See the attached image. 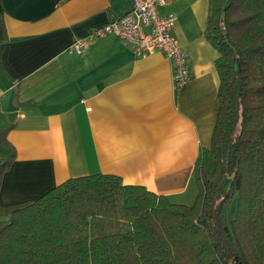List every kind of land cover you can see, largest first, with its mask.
Masks as SVG:
<instances>
[{
  "label": "crops",
  "instance_id": "1",
  "mask_svg": "<svg viewBox=\"0 0 264 264\" xmlns=\"http://www.w3.org/2000/svg\"><path fill=\"white\" fill-rule=\"evenodd\" d=\"M130 0H0V158H12L2 205L36 199L70 177L96 172L192 205L195 167L219 111L216 59L206 37L210 0H172L173 34L192 76L174 84L159 50L137 56L113 34L68 47L131 9Z\"/></svg>",
  "mask_w": 264,
  "mask_h": 264
},
{
  "label": "trees",
  "instance_id": "2",
  "mask_svg": "<svg viewBox=\"0 0 264 264\" xmlns=\"http://www.w3.org/2000/svg\"><path fill=\"white\" fill-rule=\"evenodd\" d=\"M205 24L219 51V111L196 163V202L113 173L70 177L0 203V264H264V0H210ZM5 31L0 11V42ZM11 162L0 158V183Z\"/></svg>",
  "mask_w": 264,
  "mask_h": 264
},
{
  "label": "built area",
  "instance_id": "3",
  "mask_svg": "<svg viewBox=\"0 0 264 264\" xmlns=\"http://www.w3.org/2000/svg\"><path fill=\"white\" fill-rule=\"evenodd\" d=\"M171 1L130 0L131 9L127 13L91 28L86 35L76 38L67 51L82 53L88 41L113 34L127 40L137 56L161 51L171 62L174 84L179 88L191 78L192 71L187 51L172 32L176 16L160 12V7Z\"/></svg>",
  "mask_w": 264,
  "mask_h": 264
},
{
  "label": "rangeland",
  "instance_id": "4",
  "mask_svg": "<svg viewBox=\"0 0 264 264\" xmlns=\"http://www.w3.org/2000/svg\"><path fill=\"white\" fill-rule=\"evenodd\" d=\"M236 196L232 198L228 205V218L232 219L236 215V209H237V200Z\"/></svg>",
  "mask_w": 264,
  "mask_h": 264
}]
</instances>
